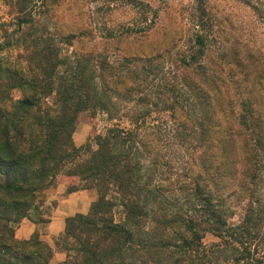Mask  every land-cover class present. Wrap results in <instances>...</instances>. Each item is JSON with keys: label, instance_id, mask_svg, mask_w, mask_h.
<instances>
[{"label": "trees", "instance_id": "16d2710c", "mask_svg": "<svg viewBox=\"0 0 264 264\" xmlns=\"http://www.w3.org/2000/svg\"><path fill=\"white\" fill-rule=\"evenodd\" d=\"M21 1L19 12L29 3ZM239 1L264 23V0ZM31 11L0 40V264H48L53 251L15 229L62 173L97 198L65 218L59 239L71 238L63 249L72 256L60 264H264V110L254 95L264 68L250 74L257 90L216 116L222 127L213 131L208 104L182 72L203 54L204 32L190 53L109 57L77 46V33L54 38ZM201 13L197 29L206 26ZM19 41L21 51L7 55ZM91 111L114 122L76 146L75 124ZM233 156L235 187L219 188L216 166ZM206 234L224 244L203 247Z\"/></svg>", "mask_w": 264, "mask_h": 264}, {"label": "rangeland", "instance_id": "374dc122", "mask_svg": "<svg viewBox=\"0 0 264 264\" xmlns=\"http://www.w3.org/2000/svg\"><path fill=\"white\" fill-rule=\"evenodd\" d=\"M17 1L0 0V23L6 24L0 26V40L11 31L7 24L11 22L16 28L14 22L17 18H24L30 8L31 14L43 21L45 32L49 35L56 38L57 34L77 33V46L104 52L109 57L114 54L150 56L165 50L176 54L182 51L190 53L194 33L198 30L204 32L207 42L203 54L191 64L196 70L186 65V69L182 67V72L195 84V94L208 104L205 110L212 114L211 124H216L213 131L222 127V121L216 120V116L238 110L237 102L257 90V86L251 84L250 74L264 68V23L239 0H22L18 6L29 2L27 10L22 12L16 7ZM201 10L206 26L197 29L193 16L200 14ZM19 42L7 51V55L13 57L21 51L23 45ZM183 57L176 56L178 59ZM20 94L19 90H12L13 97ZM254 95H261L258 101L260 109L264 110V89ZM228 101H232V105ZM113 122L103 113H86L78 118L72 141L76 146L92 141ZM214 164L217 165V161ZM216 167H219L216 181L219 188H234L238 170L236 157ZM70 188L73 189L69 191ZM262 188L258 199L264 204ZM69 194H76L74 198L79 200L83 194L84 202L92 196V199L97 197L94 187L85 188L81 179L62 173L41 194L37 212L31 210V218H24L15 229L17 239L26 240L36 234L53 251L48 264H60L67 258V253L72 254L71 250L66 253L63 249L72 247L71 238L65 245L63 243L64 246L59 239L64 227L60 234L44 239L49 233L48 222L57 204ZM234 197L232 195L229 199L236 201ZM114 217H120L118 208L114 209ZM40 218L44 221H38ZM56 238L60 240L59 245L54 243ZM203 238V247L212 243L224 244L222 239L211 234Z\"/></svg>", "mask_w": 264, "mask_h": 264}, {"label": "crops", "instance_id": "0c3cea01", "mask_svg": "<svg viewBox=\"0 0 264 264\" xmlns=\"http://www.w3.org/2000/svg\"><path fill=\"white\" fill-rule=\"evenodd\" d=\"M83 195V194H82ZM81 195L80 200L75 199L74 197L76 194H69L68 197H66L64 200L60 201L57 204V207L55 209V213L53 217L48 222V230L49 233L45 235L44 239H51L52 236H55L57 234H60V232L63 230L65 218L71 214H83L88 208L91 202H93L96 198L92 197L84 202V199ZM78 200V201H76ZM73 205V206H72ZM20 231V228H19ZM25 238V236H21Z\"/></svg>", "mask_w": 264, "mask_h": 264}]
</instances>
